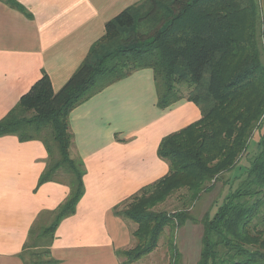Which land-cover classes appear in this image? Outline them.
<instances>
[{
	"label": "trees",
	"instance_id": "obj_1",
	"mask_svg": "<svg viewBox=\"0 0 264 264\" xmlns=\"http://www.w3.org/2000/svg\"><path fill=\"white\" fill-rule=\"evenodd\" d=\"M31 17L16 0H3ZM152 69L158 107L182 99L199 108L201 119L164 137L158 156L168 174L113 208L133 222V247L119 251L136 263L158 248L167 227L194 221L186 212H159L157 206L181 193L187 205L200 200L236 170L261 130L258 152L238 187L216 212L206 213L197 264H264V19L260 0H141L106 24L104 36L57 92L47 74L0 120V138L40 141L46 168L38 186L67 185L58 208L42 213L30 229L24 264H57L51 247L62 221L75 215L85 194V164L71 157L70 115L133 72ZM180 86L190 91L184 97ZM184 191V192H183ZM51 224L43 227L45 217ZM171 264H178L176 246Z\"/></svg>",
	"mask_w": 264,
	"mask_h": 264
},
{
	"label": "crops",
	"instance_id": "obj_2",
	"mask_svg": "<svg viewBox=\"0 0 264 264\" xmlns=\"http://www.w3.org/2000/svg\"><path fill=\"white\" fill-rule=\"evenodd\" d=\"M16 1L31 17L0 0V120L43 74L57 93L104 36L106 24L141 0ZM157 104L154 72L146 68L72 111L70 154L85 164V194L55 232L51 253L57 264H122L117 252L131 248L136 225L113 208L168 174V163L158 156L162 139L201 119L188 99L166 109ZM47 158L40 141L0 138V264H24L31 227L69 194L61 183L37 187Z\"/></svg>",
	"mask_w": 264,
	"mask_h": 264
},
{
	"label": "rangeland",
	"instance_id": "obj_3",
	"mask_svg": "<svg viewBox=\"0 0 264 264\" xmlns=\"http://www.w3.org/2000/svg\"><path fill=\"white\" fill-rule=\"evenodd\" d=\"M190 88L188 86H180L179 93L184 97L188 96ZM261 130H258L250 142L248 154L242 159L234 172L228 174L225 180L216 184L210 192L202 194L200 200L191 204L185 203L183 194L177 193L170 196L164 203L157 206L159 212L173 213L186 212L194 221H187L182 227L177 228V224L167 227L160 239L158 248L140 261L132 264H171L172 257H175V250L172 245L176 246L178 253V264H197L200 259L202 249L203 226L202 219L206 213L210 212L212 216L217 208L221 205L224 198L234 189H236L243 178L245 170L249 167L252 158L258 152V143ZM184 192V191H183ZM43 227L51 224L52 217H45ZM134 245V244H132ZM133 247V246H131ZM122 264L128 263L125 257H121Z\"/></svg>",
	"mask_w": 264,
	"mask_h": 264
}]
</instances>
